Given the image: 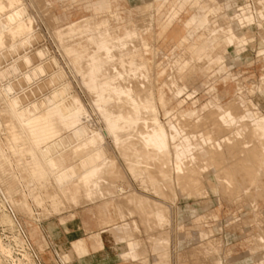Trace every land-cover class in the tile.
<instances>
[{"label": "bare ground", "instance_id": "1", "mask_svg": "<svg viewBox=\"0 0 264 264\" xmlns=\"http://www.w3.org/2000/svg\"><path fill=\"white\" fill-rule=\"evenodd\" d=\"M23 2L0 0V49L22 48L28 37L33 38L32 21L24 18L27 7ZM86 2L95 13L69 21L54 36L89 94L90 106L101 119L103 130L92 125L76 93L69 95L67 91L66 101V90L59 88L46 99L23 103L20 95H10L12 85L1 87L0 193L4 200L0 203V223L17 227L11 202L18 201L15 195L20 191L43 212L48 206L57 212L64 200L76 205L78 197L87 203L108 195L126 196L127 202L154 216L156 227L169 224V211L162 202L135 194L128 183L124 187L115 183L124 176L116 158L106 151L107 137L130 176L143 188L150 186L156 196L168 198L166 191L174 200L178 191L185 198L198 197L208 193L207 185L223 198L237 190L241 195L251 190L252 196L264 197V73L256 90H248L256 94L260 107L252 110L244 100L238 77L227 69L231 62L240 64L247 59L240 50L251 43L255 20L248 14V1H172L155 20L156 26L154 14H159V8L137 19L132 9H112L114 0ZM149 9L150 3H146L144 10ZM182 13L186 14L183 19ZM257 15L263 21L261 8ZM218 18L225 22L218 23ZM174 25L179 31L172 29ZM258 33V40H264L263 28ZM154 41H160L161 46L171 43L168 55L160 45L155 47ZM234 43L241 48L236 47L238 54ZM234 51L237 57L227 61L225 55ZM36 52V56H43L44 51ZM160 52L169 63L156 90L152 67ZM259 54L264 60V50ZM29 56L22 58L31 65L30 72L24 74L26 80L44 70L41 64L33 65ZM204 64L206 70L217 66L220 80L212 82L206 91L209 100L198 108L197 92H189L186 82L196 79ZM163 73L161 67L156 77ZM229 80L236 84L230 96L227 89L218 87H225ZM165 87L175 100L174 108L168 107L171 100L166 98ZM128 229L121 224L109 232L125 233ZM210 234L207 230L202 235ZM258 236L256 241H261L263 250L254 256L264 264V237ZM154 244L158 249L167 246L168 240L155 237ZM5 248L0 241V250ZM163 256L157 251L155 264H160Z\"/></svg>", "mask_w": 264, "mask_h": 264}, {"label": "rangeland", "instance_id": "2", "mask_svg": "<svg viewBox=\"0 0 264 264\" xmlns=\"http://www.w3.org/2000/svg\"><path fill=\"white\" fill-rule=\"evenodd\" d=\"M90 1H93V3L96 2V0ZM172 1L176 0H168L166 4L162 5V0H114L112 9L115 7L122 8L123 10L132 9L136 18L142 19L144 18V12H146V14L149 12L155 13L156 8H159V14H154V25L156 26L155 20L166 12ZM22 2L27 7L24 18H30L29 20L32 21V24L30 23L32 26L30 33L32 34L28 33V35L30 34L33 38L27 36L30 42L27 40L28 44L26 43L27 45L25 46L24 43V48L22 46V48H19L20 45H18L19 47L10 46L13 48H10V50L8 47L6 50V48H4L5 46L1 48L2 50L4 48V50L1 51L2 55L0 53V72L4 71V73H0V88L7 84L12 85L13 89L10 95H20L23 99V103H32L35 102V100L39 101L46 99L50 97V94H53L54 90L64 88L66 90L64 94L66 101L69 95L76 93L88 110L91 118H89V120L92 125L103 130L101 119L98 114L94 112L92 106H90L89 94L82 87L68 58L61 50L57 37H55L56 34L54 33L63 29L69 21H74L80 18V16L88 15L91 12L95 13V9H92L90 12L91 7L90 4H87L86 0H41V2L40 0H22ZM246 2L250 4L248 14L251 16L253 15L252 17L255 19L252 26L254 35L249 39V42L251 41V43H249L250 45L244 46V50H242L239 45L236 46L237 43H234L233 47H239L241 49L240 51H243L247 59L245 63L241 62L240 64L238 62H236V64L231 62L227 69L234 76L238 77L239 83L242 85V89L245 93V102L249 108L255 110L256 107L260 108L256 105V94L249 93L248 90H256L259 84V76L261 73H264V60L260 58L261 54H259L260 51L262 52V50H264V40H258L260 38H258L259 36L257 37V34L259 35L258 32L262 31V28L264 30V19L261 21L260 17L258 19L257 15L259 8L264 12V0H246ZM146 3H150L149 10H144ZM254 12L257 19L254 16ZM185 15L186 14L182 13L180 18L183 19ZM217 21L218 23L225 22V20L220 18H218ZM172 29L179 31L176 25H174ZM154 44L155 47L160 45L165 55H168L169 49L172 47L171 43H166V45L161 46L162 44L160 41H154ZM239 48H236L237 54L239 53ZM39 49L44 51L43 56H36L35 52ZM218 51L224 55V51H222L221 48H218ZM162 52L158 53L155 57L152 67V77H154V87L156 90L159 88L161 81L168 71L167 65L169 60ZM235 52L236 51L232 54H226V60L231 61L236 58L237 55L234 54ZM25 56H29L32 59L33 65L41 64L44 66L43 71H39L34 75L32 74L28 80L24 79V74L30 72L31 65L22 61V58L24 59ZM247 60L250 61L249 65V61ZM14 67L16 69H14ZM161 67H163L164 73L156 77L158 69ZM206 68V64L202 65V69L198 70L196 79H190L186 82L189 92L193 90L197 92L196 98L198 101L196 105L198 108H200L201 104L209 100L206 91L209 89L212 82L216 80V82L219 83L220 80V77L216 74V72H218L217 66L212 65L208 70H206ZM48 79L52 81L50 82ZM235 85L234 81L229 80L225 87H218L219 90L227 89L230 96L234 92ZM164 92L166 93V98L170 99L171 95L166 87L164 88ZM62 98L64 99V96ZM170 100L171 103L168 107L174 108L175 100ZM2 106L3 102L0 98V107ZM160 116L161 118L163 117L162 111H160ZM0 121H4V119L1 118ZM1 133L2 130H0V136ZM105 141L106 151L116 158L119 169L125 173V177L117 180L115 183L122 187L130 183L137 190H141L142 188L139 186V182L134 180L127 173V168L114 148L111 140L107 137L104 142ZM175 190H177L176 186ZM144 193L166 205L171 217L170 225L167 227L168 233L166 230L158 231V233L162 235L168 237L167 234H169L170 236V244L164 249L158 248V251L165 255L160 259V264H168V251L170 254L169 264H211L212 260L216 258H219L218 260L220 261L222 260L221 263L226 264L227 258H234L238 261H242L248 258V254L251 251L257 252L259 249H261V251L263 250L262 244L260 243L261 241L259 240L261 244L259 245L256 240L260 239L258 234L264 237V197L252 196L251 190L248 195H241V191L237 190L228 198H225L226 196L223 198L222 194H219L217 196L219 198V203L216 202V196L212 192L203 194L204 196L196 197L197 200L185 198L181 196L178 191L174 200L163 196H155L150 192ZM1 196L0 193V203L4 200ZM20 197H22V195L19 191V193L15 195V198L19 199ZM252 197L255 201H252ZM26 200L33 209V214L30 217L22 212L18 215V219L22 223L24 235L20 234V231H18L20 228L18 226L11 227L0 223V241L6 247L4 252L0 250V264H38V262H40V264H56L54 256L59 255L62 258L64 255L57 250L55 242L47 229V223L49 221H54L59 224V219L64 218L65 225L59 224V227L65 239L71 241L79 236L75 233L76 229L80 228V235L87 236L98 229V223L104 218L103 215L98 214V210L96 209L98 203L91 204L81 201L83 203H79L77 206L73 207L74 204L71 203L73 206H70L69 203H66L67 200H64V204L60 205L61 208L58 207L57 212H54L56 209L53 211L48 206L45 213L33 203L31 198L26 197ZM80 200L82 199L80 198ZM62 205H65L67 208ZM70 211L73 212L74 217L70 218ZM178 214H181V224L178 222ZM135 219L138 222L139 230L135 231L133 234L140 242L136 251L141 257H146L147 252L151 260L152 252L150 243L148 242V236L156 234L157 230H145L144 226L140 223V219L137 216H135ZM30 227L36 229L32 237L28 233ZM210 228H214V231L213 234L209 235V240H207V238H199L198 240H193L179 246V241L181 242L183 237H190V235H196L200 230H208ZM257 237L258 239H256ZM207 242H212L213 244L209 246ZM39 245H41V250H39ZM22 254H24L25 257H23ZM34 254L38 256L39 260H35ZM64 260L62 258L63 262ZM218 260L217 263H219ZM149 264L154 263L151 261ZM243 264L256 263L248 260Z\"/></svg>", "mask_w": 264, "mask_h": 264}, {"label": "crops", "instance_id": "3", "mask_svg": "<svg viewBox=\"0 0 264 264\" xmlns=\"http://www.w3.org/2000/svg\"><path fill=\"white\" fill-rule=\"evenodd\" d=\"M202 105V104H201ZM201 107V106H200ZM121 171V170H120ZM123 176L125 177V173L121 171ZM127 173L129 174L128 170ZM130 175V174H129ZM130 184V183H128ZM131 185V184H130ZM141 184H139L140 186ZM133 191L135 194L146 197L149 200H157L148 194L144 192H151L150 186L147 188L137 190L132 185ZM207 191L212 192L216 198V202L219 203V198L217 197L219 193H215L209 187L207 186ZM164 194L170 198V192L169 194L164 191ZM22 197L18 199V201L11 202L12 206V213L15 218V222L17 226L20 228V234L24 235V230L22 227V223L18 219V215L22 212L25 213L28 217L32 216L33 209L28 204L26 200V196L24 194H21ZM155 195V194H154ZM156 196V195H155ZM187 198H193L194 200H197L196 197L188 196ZM79 203H81L80 197H78V201L76 202L77 206ZM91 204L98 203L96 205V209L98 210V214L103 215L104 218L98 223V229L96 231H93L89 235H80L81 230L80 228L76 229L75 233L79 236L75 237L71 241H67L64 237V235L61 232V229L59 227V224L65 225V219L60 218L59 224L54 221H49L47 223V229L53 238L57 250L64 255L62 258L58 256H54L55 263L56 264H149L151 261L155 264V253L158 251V249L155 247L154 244V238L155 237H162L164 239L168 240V245L170 244V236L168 237L165 235H162L158 233V231H167V227L169 224L159 225L156 227L155 225V218L153 215L146 214L145 212H142L139 208V205L136 203H129L127 202L126 196H122L121 199L118 198L117 195H108L105 197H100L97 200L87 202ZM166 206V205H164ZM70 213V218L74 217L73 212ZM135 216H137L140 219V223L144 226L145 230H153L156 229L157 233L154 235L148 236V242L150 243L151 247V256L152 259H149V255L146 252V257H141L139 253H137L136 248L139 247L140 242L137 237L134 236V232L139 230V225L137 220L135 219ZM170 217V213H169ZM171 218V217H170ZM178 222L181 221V214H178ZM130 220V221H128ZM121 224H126L129 228L125 233L118 232L117 230L114 233H110L109 230L115 229L117 226ZM210 230V233L213 234L214 228L208 229ZM36 231L35 228L30 227L28 233L32 237L34 232ZM202 231V232H201ZM207 230H200L196 235H190V237H183L182 241H179V246L182 244H185L187 242L193 241L192 237H195L198 240L206 239L209 240V236L202 235ZM210 234V235H211ZM207 244L212 245L213 243L207 242ZM167 245V246H168ZM167 246H159L158 248H166ZM39 250H41V245H39ZM159 252V251H158ZM160 253V252H159ZM255 252L251 251L248 254V258L246 260L238 261L234 258H227L226 264H243L246 261H251L256 264H259L258 261L255 258ZM56 254V253H55ZM57 255V254H56ZM255 255V256H254ZM23 257H25L24 254H22ZM35 260H39L38 256L34 254ZM219 258L213 259L211 264H218L217 260ZM221 262L220 260H218ZM170 262V254L168 251V264ZM223 264V263H221Z\"/></svg>", "mask_w": 264, "mask_h": 264}, {"label": "built area", "instance_id": "4", "mask_svg": "<svg viewBox=\"0 0 264 264\" xmlns=\"http://www.w3.org/2000/svg\"><path fill=\"white\" fill-rule=\"evenodd\" d=\"M38 264H40V262H38Z\"/></svg>", "mask_w": 264, "mask_h": 264}]
</instances>
